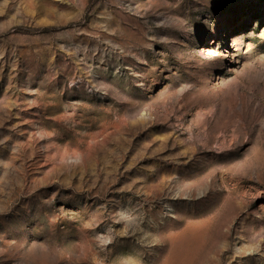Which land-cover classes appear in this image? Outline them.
<instances>
[{
    "label": "rangeland",
    "instance_id": "obj_1",
    "mask_svg": "<svg viewBox=\"0 0 264 264\" xmlns=\"http://www.w3.org/2000/svg\"><path fill=\"white\" fill-rule=\"evenodd\" d=\"M0 264H264V0H0Z\"/></svg>",
    "mask_w": 264,
    "mask_h": 264
}]
</instances>
